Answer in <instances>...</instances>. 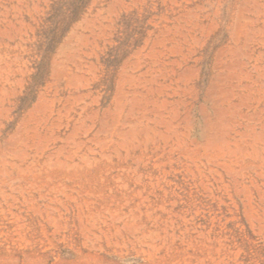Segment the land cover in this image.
Segmentation results:
<instances>
[{
    "label": "rangeland",
    "instance_id": "1",
    "mask_svg": "<svg viewBox=\"0 0 264 264\" xmlns=\"http://www.w3.org/2000/svg\"><path fill=\"white\" fill-rule=\"evenodd\" d=\"M0 264H264V0H0Z\"/></svg>",
    "mask_w": 264,
    "mask_h": 264
}]
</instances>
